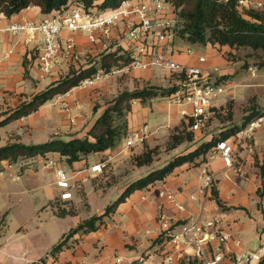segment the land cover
Wrapping results in <instances>:
<instances>
[{"label": "crops", "instance_id": "0c3cea01", "mask_svg": "<svg viewBox=\"0 0 264 264\" xmlns=\"http://www.w3.org/2000/svg\"><path fill=\"white\" fill-rule=\"evenodd\" d=\"M45 15L47 14L39 6L31 5L12 16L0 13V26L26 20L39 22ZM67 34L68 31L64 30L61 36L65 37ZM75 36L76 57L59 56L53 74L47 76L49 81L43 85L41 79L35 77L36 73L40 77L46 76L41 74L37 64L43 35L39 32H0V121L23 101L59 80L61 74L65 76L70 68L81 67L79 62L88 65L90 62L86 63V57L91 55L94 57L93 62L96 61L100 54L107 52L104 43L109 44L112 50L119 47L116 31H113L110 39L103 37L96 43L91 42L83 32H77ZM177 40L180 47L185 43L181 39ZM199 56H194L193 52L188 54L181 47L174 59L182 64L197 65ZM206 66L210 67L208 60ZM127 72V84L132 86L131 90L138 84L142 87L145 81L157 82L165 77L169 78L171 74L167 70L155 68L131 69ZM105 78L88 88L75 87L48 101L36 112L0 127V147L12 142L37 144L54 137L64 140L85 137L108 105L102 103L94 110L95 103L92 100L100 101L104 96L110 97L111 101L120 93L119 84L113 83L114 79ZM217 105L216 103L215 106ZM188 109L187 106L171 103L168 97H159L147 104L135 101L128 114V132L148 124L151 133L147 143L151 146L161 144L168 139L173 127L180 121H187ZM255 138V147L241 152V166L232 165L236 153L234 143L233 162L230 165L212 150L201 164H184L166 180L132 193L118 206L116 212L104 218L97 230L76 233L72 242H68L51 261L46 259L43 264H189L186 258L181 257V253H175L173 262L165 260L169 250L163 246L156 231L161 210L175 214L180 219L179 222L186 219L198 223L216 220L217 228L231 235L222 245L226 255L222 264H231L229 255L255 251L259 245V231L264 227V178L259 173L257 164V161L261 165L264 163V128L256 132ZM141 152L142 150L136 152V155ZM129 157L124 150L123 140L115 149L92 153L72 164L58 153L21 159L13 165L4 162V170L0 172V226L4 223L6 225L5 231L0 229V264H34L39 262L36 258L43 259L44 255L49 257L52 255L53 244L69 229L59 230L60 220L79 216L78 213L58 217L50 205L65 192V188L57 184L56 170L59 166L67 171L71 186L69 191L72 193L70 198L62 201H70L73 205L80 202L82 198L75 189L80 187L84 189L89 203V209L85 206L87 212L94 203L97 214H101L106 208L105 201L102 203V200L109 196L112 201L114 194L119 197L133 180L108 190L109 188L100 186L98 181L101 172L92 171V167L104 161L106 165L112 163L117 168L119 163ZM50 161H54V165L49 164ZM133 166L137 168L136 165ZM203 168L209 169L214 175V184L217 186L213 190L218 191L220 204L215 198L187 201L182 197L183 192L196 191L203 184ZM169 191L184 202L186 212L179 213L166 202L162 193ZM100 201L102 207L99 205ZM88 218L90 217L84 218V221ZM76 220L75 224H80V217ZM49 235L53 237L54 243H48ZM237 241L240 243L237 244ZM185 251L188 258H195L193 247H186Z\"/></svg>", "mask_w": 264, "mask_h": 264}, {"label": "trees", "instance_id": "16d2710c", "mask_svg": "<svg viewBox=\"0 0 264 264\" xmlns=\"http://www.w3.org/2000/svg\"><path fill=\"white\" fill-rule=\"evenodd\" d=\"M126 0H0V13L12 16L36 5L45 14L63 12L71 3H81L87 9L97 8L107 10L118 8ZM174 6L180 19L181 28L179 38L187 44L212 47L224 50V55L229 60L240 61L246 57L245 68H249L250 61L258 70H264V13L258 10H248L242 13L237 8V0H165ZM244 52L240 57L239 53ZM131 62L129 52L118 48L113 51L103 52L94 62L79 68L72 67L67 75L51 83L47 88L39 91L29 100L23 101L13 109L3 120L0 127L11 121L28 116L58 95L65 94L75 87L80 86L86 79L93 78L99 71L109 73L113 69H121ZM229 75L219 78V82L228 80ZM222 80V81H221ZM181 89V85L154 86L146 85L134 90H123L107 104L102 114L96 119L85 137H73L64 140L54 137L48 141L37 144H25L12 142L0 147V172L4 170L3 163L16 164L21 159L46 156L49 153H58L67 159V162L83 160L92 153L102 152L117 148L128 134V114L135 101L147 104L159 97H170ZM252 106L246 110L243 123L233 125L226 130L213 134L209 139L203 136L198 140L197 132L193 130V118L187 117L181 125L172 128L166 146L176 149L185 143L195 144L193 149L176 155L166 163L153 167L141 177L133 180L119 195L117 200L108 205L101 214H96L81 222L70 231L73 236L76 233H89L97 230L103 223L104 218L116 212L118 206L137 190H142L157 182L166 180L177 168L184 164H201L207 155L217 148L223 141L233 142L231 138L244 130L251 122L264 117V108L257 106V102L251 99ZM233 101L229 102L232 108ZM97 110V109H95ZM217 108H211L215 112ZM216 115V113H214ZM232 113L230 112L231 117ZM211 116L210 118H212ZM210 120V119H209ZM156 148L145 146V150L134 156L135 164L139 167L152 165ZM213 198L220 204L218 191L213 190ZM66 242H58L51 250L52 255H57L65 247ZM198 263V262H196ZM189 263V264H196ZM34 264H42L40 262ZM264 264V259L259 263Z\"/></svg>", "mask_w": 264, "mask_h": 264}, {"label": "built area", "instance_id": "2783aa9c", "mask_svg": "<svg viewBox=\"0 0 264 264\" xmlns=\"http://www.w3.org/2000/svg\"><path fill=\"white\" fill-rule=\"evenodd\" d=\"M228 1V0H225ZM240 12L258 10L264 13V0H237ZM181 28L180 19L174 6L165 0H126L115 9L98 10L87 9L81 3H71L63 12L45 15L39 22L20 21L7 26H0V32H39L43 35L42 46L37 55V64L41 74H53L57 65V58L61 55L76 57L77 40L75 34L83 32L93 42H100L101 38H111L116 31L119 47L129 52L131 62L121 69H113L109 73L99 71L93 78L86 79L80 87H87L94 82L110 75L131 69L150 70L160 68L175 76V84L181 89L168 97L171 103L187 106L188 116L193 118V130L205 127L212 116L211 108L227 90L224 83L214 76V71L206 66L207 58L199 56L197 65H186L174 59L175 53L181 50L177 39ZM67 30L65 37L61 33ZM105 51H113L109 44L104 43ZM188 54L191 49L185 50ZM73 120V119H72ZM151 131L148 124L128 132L124 139L125 147L142 145ZM233 143L220 142L215 153H219L225 163L233 162ZM50 161L49 164H54ZM106 166L102 161L92 167V171H101ZM58 185L68 188L69 178L65 168L57 169ZM203 184L196 191L182 193L183 199L196 201L200 198L208 199L214 186V175L207 168L202 169ZM71 192L62 194L63 199L70 198ZM162 196L177 212H186V205L173 192H163ZM180 219L175 214H168L161 210L158 214L156 229L162 244L169 251L165 256L167 262L174 261L175 253H181L182 258L196 264H222L225 253L222 245L231 235L221 228H217V221L212 219L205 223ZM212 228V230H210ZM218 243V244H215ZM240 241H237L239 244ZM193 247L194 257L186 256V247ZM231 264H259L264 259V227L259 231V245L255 251H243L229 255ZM120 261V259H118Z\"/></svg>", "mask_w": 264, "mask_h": 264}, {"label": "rangeland", "instance_id": "374dc122", "mask_svg": "<svg viewBox=\"0 0 264 264\" xmlns=\"http://www.w3.org/2000/svg\"><path fill=\"white\" fill-rule=\"evenodd\" d=\"M181 47H184L186 49H191L192 52L194 53V56H205L207 60L209 61L210 68L214 71V76H216L218 79L221 78L224 75H229L230 78H227L228 80L222 81L227 87L225 95L220 98L217 102V110L212 113V118H210L208 124L205 126V129L200 133L197 132L198 134V140H200L203 136H211L213 134H218L219 132L226 130L227 128L233 126V125H241L244 120V116L246 115V110L248 107L252 106V101L251 99L255 102L257 106H260V108H264V70H258L256 69L252 64H254V61H250L249 63L251 66L249 68H245L244 64H246V57L244 60L240 61H234V60H229L226 58L224 55V50H219L215 49L212 47H201V46H195V45H190L187 43L181 44ZM244 52L239 53L240 57L244 56ZM94 57L91 55L86 57V63L93 62ZM81 66H84L86 64H82L79 62ZM157 70H162L160 68H155ZM129 71V70H128ZM40 74L35 75V77L40 78L43 85L47 84L49 81L47 76H42L40 77ZM61 78L64 77V74L60 75ZM117 78V79H115ZM106 79V78H105ZM107 79L111 80L114 79L113 83H118L120 87V92L123 90H131L132 86L127 84L129 80V72L124 71L122 73H117L110 75L107 77ZM176 82L175 76H172L170 74V77H165L160 81L157 82H151V81H145L143 86L146 85H154V86H172ZM142 86V87H143ZM137 87L141 88L139 84ZM136 87V88H137ZM83 88H88L83 87ZM135 89V88H134ZM132 89V90H134ZM110 100V97H102L99 99H93V103H95L94 110L97 109L98 106H100L102 103H108ZM233 101V106L232 108H229V102ZM149 103V102H148ZM230 112L232 113L231 117ZM216 113V115H214ZM182 121L178 123V125H181ZM264 128V117L261 119L251 122L244 130L239 132L236 136L231 138V143H234L236 145V153H235V158L233 162V166H241L242 157L240 156L241 152L244 151L246 148H254L255 147V141H256V132L259 129ZM172 130V129H171ZM170 130V133H171ZM169 137V136H168ZM165 138V137H164ZM148 139V138H147ZM147 139L145 142L142 144L143 146H135V147H125L124 145V150L129 154V158L126 161H123L119 163V165L116 167L113 166L112 163L106 165L103 170L98 171L101 172L100 177H98V181L100 182V186L102 187H107L109 188H114V186L121 187L124 183L130 181V180H135L142 175L146 174L151 168L153 167H158L164 163H166L169 159L175 157L176 155H179L180 153H183L193 147L195 144L191 143H185L181 146H179L176 149H169L166 144L167 140L163 141L161 144H157L155 146L149 145L147 142ZM145 146H149L151 148H156V151L154 152V161L152 165L149 166H137L134 161V156L136 155V152H139L140 150L144 151ZM264 151V149H262ZM264 155V154H263ZM257 164L259 166V173L261 176L264 178V163L261 165L260 161H257ZM54 165V164H53ZM133 165H136L137 168H134ZM57 173V170H56ZM59 180V178H58ZM57 180V184H58ZM59 186V185H58ZM216 187L217 185L214 184ZM213 186V187H214ZM60 187V186H59ZM69 188H65V192H70ZM78 194L81 196V201L78 202L76 205L70 204V201H62V200H67L63 199L62 195H59V199L56 198L53 202L50 203V205L54 208V211L58 217H67L68 214L73 215V214H78L79 216H71L65 219L60 220L58 224V229L59 230H65L68 229L65 233L61 234V236L58 238L57 242L53 244V247L60 241L66 242V245H68V242H72V236L70 234V231L78 226V223H76V219L80 217V222L84 221V218L86 217H92L97 214V207L96 204L93 203L91 206L90 210L85 208V206L88 207L89 209V203L87 202V197L86 193L83 188L77 187L75 188ZM107 190V191H108ZM115 198L111 201L109 199V196L105 197L102 200V203L105 201L106 207L108 205L113 204L118 196L116 194ZM61 196V197H60ZM213 198V188L210 194V197L208 200H211ZM101 201L99 202V205L102 207ZM89 213V214H88ZM5 223L3 226H0V229L5 231ZM52 236L49 235V241L48 243H54L55 241H52ZM52 249V248H51ZM54 255H50L47 257L46 255L41 258H36L37 261L40 263H45V260L48 259L49 261L52 260V257ZM36 261V262H37Z\"/></svg>", "mask_w": 264, "mask_h": 264}]
</instances>
